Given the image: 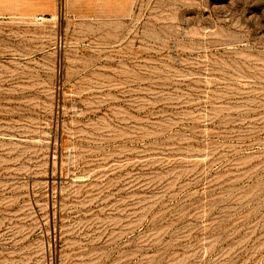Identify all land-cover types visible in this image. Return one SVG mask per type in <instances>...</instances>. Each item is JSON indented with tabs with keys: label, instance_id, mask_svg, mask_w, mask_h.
I'll use <instances>...</instances> for the list:
<instances>
[{
	"label": "rangeland",
	"instance_id": "rangeland-1",
	"mask_svg": "<svg viewBox=\"0 0 264 264\" xmlns=\"http://www.w3.org/2000/svg\"><path fill=\"white\" fill-rule=\"evenodd\" d=\"M0 264H264V0H0Z\"/></svg>",
	"mask_w": 264,
	"mask_h": 264
}]
</instances>
